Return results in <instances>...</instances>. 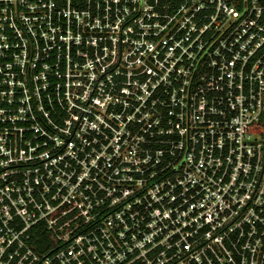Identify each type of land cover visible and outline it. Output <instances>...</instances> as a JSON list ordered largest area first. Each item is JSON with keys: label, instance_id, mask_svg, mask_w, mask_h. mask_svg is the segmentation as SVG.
Here are the masks:
<instances>
[{"label": "built area", "instance_id": "2783aa9c", "mask_svg": "<svg viewBox=\"0 0 264 264\" xmlns=\"http://www.w3.org/2000/svg\"><path fill=\"white\" fill-rule=\"evenodd\" d=\"M0 264H264V0H0Z\"/></svg>", "mask_w": 264, "mask_h": 264}, {"label": "trees", "instance_id": "16d2710c", "mask_svg": "<svg viewBox=\"0 0 264 264\" xmlns=\"http://www.w3.org/2000/svg\"><path fill=\"white\" fill-rule=\"evenodd\" d=\"M35 236V238H36V234L34 235ZM42 236H43V239L47 236V234H45V233H42ZM43 239H38V244H40V243H42V241H43ZM37 250H39V249H37Z\"/></svg>", "mask_w": 264, "mask_h": 264}]
</instances>
